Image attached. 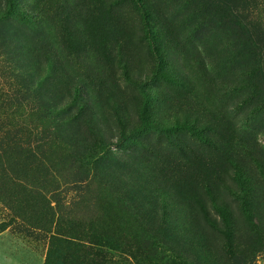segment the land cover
Segmentation results:
<instances>
[{
	"label": "rangeland",
	"instance_id": "obj_1",
	"mask_svg": "<svg viewBox=\"0 0 264 264\" xmlns=\"http://www.w3.org/2000/svg\"><path fill=\"white\" fill-rule=\"evenodd\" d=\"M12 1L0 264H264V0Z\"/></svg>",
	"mask_w": 264,
	"mask_h": 264
},
{
	"label": "trees",
	"instance_id": "obj_2",
	"mask_svg": "<svg viewBox=\"0 0 264 264\" xmlns=\"http://www.w3.org/2000/svg\"><path fill=\"white\" fill-rule=\"evenodd\" d=\"M17 8L19 10H21L20 9L21 7L20 8L17 7V4H15V2L12 0L6 1L5 6H3V4L0 3V20H2V22L8 23V18L10 16L28 17V12H21V14H19V15L15 14ZM23 10H24V8H23ZM0 32L3 35H5L6 34V27L1 28ZM2 39L4 40L3 41L4 42L3 47L6 49L7 53L15 50V46H14L13 42H11L8 39H4V38H2ZM45 101H46V108L47 109L53 110L54 108H57V109L61 108V106H59V104H58V101H56V100H51V98H48ZM67 104H69V107L64 110L65 114L70 113L72 107H75V104H77V101L75 100V98L72 97L70 102H68ZM70 116H73V115H70ZM53 117H59V114L57 113V115L53 116ZM57 121H58L57 126L55 128L57 129L58 132L64 133V131H65V133H67L68 131L69 132L71 131V129L68 127V123L64 122L63 119L58 118ZM59 236H61V235H55V233L51 234L50 242H49V246H48L47 254H46V260H45L44 264H62L61 262L51 263V258L57 257L55 253L59 252L62 248L66 247V246H71L72 248L73 247L77 248L78 245L68 241L65 238H61Z\"/></svg>",
	"mask_w": 264,
	"mask_h": 264
}]
</instances>
